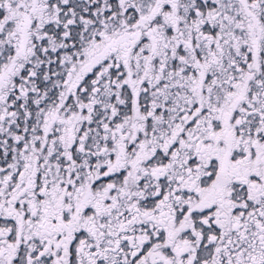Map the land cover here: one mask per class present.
<instances>
[{
	"label": "snow or ice",
	"instance_id": "1",
	"mask_svg": "<svg viewBox=\"0 0 264 264\" xmlns=\"http://www.w3.org/2000/svg\"><path fill=\"white\" fill-rule=\"evenodd\" d=\"M0 264H264V0H0Z\"/></svg>",
	"mask_w": 264,
	"mask_h": 264
}]
</instances>
